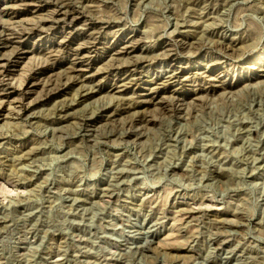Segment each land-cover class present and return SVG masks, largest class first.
Instances as JSON below:
<instances>
[{
    "label": "rangeland",
    "instance_id": "obj_1",
    "mask_svg": "<svg viewBox=\"0 0 264 264\" xmlns=\"http://www.w3.org/2000/svg\"><path fill=\"white\" fill-rule=\"evenodd\" d=\"M21 4L0 0V13L53 10ZM75 5L105 24L98 33L77 25L69 42L90 67L44 101L43 83L69 74L72 53L58 52L20 118H0V264H264V0ZM54 29L18 39L29 51L0 82L11 103L26 71L49 63L47 51L71 32ZM174 72L184 77L169 80ZM64 103L68 117L54 125Z\"/></svg>",
    "mask_w": 264,
    "mask_h": 264
},
{
    "label": "bare ground",
    "instance_id": "obj_2",
    "mask_svg": "<svg viewBox=\"0 0 264 264\" xmlns=\"http://www.w3.org/2000/svg\"><path fill=\"white\" fill-rule=\"evenodd\" d=\"M16 1V0H14ZM20 1L24 6V11L26 9H28L31 6L34 7H39V9L44 10L46 7L48 8L52 3L53 6V10L48 11L47 10V15L46 17H41V18H36L35 17H30V18H23L22 17V11L19 10L18 8H14V7H9V6H5L1 13H0V82L4 80L5 77L9 76V70H8V63L9 61L11 62H15L18 63V60L20 58H22L24 56V54H26L27 51L29 50H25V48L20 44L21 41L24 38H28L31 36H37L38 39L42 38V34L45 33L47 30H50V27L54 29V27L57 24H63L65 27H67L68 29H71V32H68L67 36H64L63 40L61 39V41L57 42V48L53 49L50 48L46 55H48V60L50 61L49 63H47L45 66H40V65H35L33 68H30L28 71H26V74L24 72V78L22 79V82H20V84L18 85V91H19V95L20 98L15 99V101H13L11 103V101L9 100V93L5 94L4 96L0 94V118L2 117H6V114H15V118H20V116L22 115L23 112V108H22V99L24 98L25 94H29L33 91V87L35 86V81L37 79H39V76L42 74H48L50 71H53V69H55L57 67L58 64H56L57 62H55V58L57 57V54H59L58 52H70L72 53V60H66V63L64 67V69L66 70V73H69L68 76L65 78L66 80L62 83H55L53 81L50 82H46L45 84L43 83L42 89H43V94L42 97H44V101L47 99H55L56 97H59V94L64 91L65 89H69L68 87H70L72 84L71 83H75V80L78 79L79 75H82V71L85 70V67L89 68L90 64L88 63L86 66H84V61L85 58L84 56H82V47H80V44L75 46V47H71L70 45V41L75 39V35H73V31L75 29H77L78 26H83L85 27L87 30L89 31H93V33H98L101 32L102 29L104 28L103 25V21L100 19L97 21V19H95L96 21L93 22L91 20H89L85 13V10L82 6H76L75 2L76 0H49L46 1V3L43 4V0L42 1H38V2H30V0H18ZM16 4V3H15ZM78 4V3H77ZM9 5V4H8ZM11 5V4H10ZM96 7V6H95ZM36 9V8H35ZM50 9V8H49ZM88 10V8H87ZM96 12V11H95ZM94 14V13H92ZM91 14V15H92ZM38 15V14H37ZM96 15V14H95ZM38 17V16H37ZM99 19V18H98ZM78 25V26H77ZM76 26V27H75ZM69 29V31H70ZM109 29V28H108ZM55 30V29H54ZM83 30V29H82ZM87 31V32H89ZM107 31V29H106ZM180 32V31H179ZM191 32V31H190ZM67 34V33H66ZM65 34V35H66ZM88 34V33H86ZM182 35V34H180ZM97 36V35H96ZM183 36V35H182ZM90 37V36H89ZM178 37V36H177ZM172 38V37H171ZM180 38V37H179ZM89 39V38H88ZM97 39V38H96ZM126 39V38H125ZM132 39V38H131ZM176 39V38H175ZM181 40V39H180ZM187 40V39H186ZM134 40H127L122 42L121 45H123V49L127 52L130 50H134L136 48V44L133 42ZM139 41V40H137ZM136 41V42H137ZM141 41V39H140ZM182 42V41H181ZM90 43V42H88ZM93 43V42H92ZM142 43V42H141ZM172 43V42H171ZM178 43V42H177ZM183 43L180 44H176V46L180 47L183 46ZM188 44V43H187ZM141 45V44H140ZM92 47H95V45H92ZM167 47V46H166ZM173 47V46H172ZM188 47V46H187ZM186 47V48H187ZM10 50V48L12 49L11 52H9V54L7 55L6 51ZM174 48V47H173ZM223 48V47H222ZM14 49V50H13ZM89 49V48H88ZM121 49V47H120ZM40 50V49H39ZM158 50V49H157ZM170 50V49H169ZM196 50V49H195ZM92 51V50H91ZM117 51V50H116ZM161 51V50H160ZM172 51V50H171ZM174 51V50H173ZM226 51V50H225ZM38 52V51H37ZM98 52V51H97ZM118 52V51H117ZM120 52V50H119ZM153 52V51H152ZM88 53V52H87ZM90 53V51H89ZM124 54V53H123ZM134 54V53H133ZM162 54V53H161ZM89 55V54H88ZM132 55V54H131ZM68 56V55H67ZM96 56V55H95ZM126 56V55H125ZM133 56V55H132ZM158 56V54H157ZM168 57H172V55L170 53H167ZM128 57V56H127ZM40 59V57H38ZM70 58V57H69ZM70 58V59H71ZM133 58V57H131ZM45 59V58H44ZM158 59V58H157ZM43 60V59H42ZM54 60V61H53ZM53 61V62H52ZM151 61V60H150ZM87 62V61H86ZM91 62V61H90ZM116 62V61H115ZM142 62V59L137 58L133 61H131L129 63V65L127 66V68H137L139 66V64ZM39 64V63H38ZM177 65V64H176ZM31 66V65H30ZM255 66V65H254ZM126 67V66H125ZM144 67V66H143ZM115 68V67H114ZM58 69V68H57ZM60 69H63V65L61 64ZM139 70V69H138ZM184 70V69H183ZM182 70V71H183ZM176 71V69H175ZM63 72V70H62ZM112 72V71H111ZM119 72V71H118ZM114 73V72H113ZM131 73V72H130ZM167 73V72H166ZM172 73V72H171ZM208 74V73H206ZM110 75V74H109ZM167 75V74H166ZM135 76V75H134ZM210 76V75H209ZM212 76V75H211ZM210 76V77H211ZM12 77V76H11ZM115 77V76H114ZM184 77V73L180 72V73H175L169 77V80H179L180 78ZM209 77V78H210ZM45 78V77H44ZM43 78V80H44ZM81 78V77H79ZM125 79V78H124ZM136 79V78H135ZM164 79V78H163ZM90 80V79H88ZM172 80V81H173ZM255 80V79H254ZM127 81V80H126ZM131 81V80H130ZM141 81V80H140ZM152 81V80H151ZM4 82V81H3ZM11 82V81H10ZM71 82V83H70ZM124 82V81H123ZM139 82V81H138ZM137 82V83H138ZM168 82V81H166ZM171 82V81H170ZM169 82V83H170ZM127 83V82H126ZM158 83V82H157ZM221 83V82H220ZM135 84V83H134ZM161 84V83H160ZM165 84V82H164ZM167 84V83H166ZM45 85V86H44ZM117 85V84H116ZM131 85V84H130ZM136 85V84H135ZM141 85V84H140ZM162 85V84H161ZM168 85V84H167ZM158 86V85H157ZM213 86V85H212ZM112 87V86H111ZM124 87V86H123ZM225 87V86H224ZM71 88V87H70ZM97 88V87H96ZM102 88V87H101ZM112 89V88H111ZM119 89V88H118ZM153 96L154 94L157 93V88L154 87L153 88ZM222 89V88H221ZM178 90V89H177ZM214 90V89H213ZM87 91V90H86ZM160 91V90H159ZM84 92V90L82 91ZM5 93V92H4ZM135 93V92H134ZM90 93H83L81 95H79V97L81 96L80 99H84L85 97H87ZM114 94V93H113ZM159 94V93H158ZM212 94V93H211ZM93 95V94H92ZM118 95V94H117ZM209 95V94H208ZM91 96V95H90ZM152 97V96H151ZM178 97V96H177ZM180 98V96H179ZM182 98V97H181ZM58 99V98H57ZM132 99V98H131ZM142 99V98H141ZM137 100V99H136ZM150 100V99H149ZM162 100V99H161ZM74 101V100H73ZM79 101V100H78ZM167 101V100H166ZM76 102V101H75ZM108 102V100H107ZM125 102V101H124ZM123 102V103H124ZM129 102V101H128ZM134 102V99H133ZM140 102V101H139ZM149 102V101H147ZM146 102V103H147ZM164 102V101H163ZM177 102V101H176ZM180 102V101H178ZM103 103V102H102ZM106 103V102H105ZM135 103V102H134ZM162 103V102H161ZM167 103V102H166ZM171 103V101H170ZM182 103V102H181ZM13 104V105H12ZM65 104V103H64ZM74 104V103H73ZM185 104H187L185 102ZM12 105V106H11ZM72 105V104H71ZM71 105L65 104L63 106H61V109L57 115V117L53 120V124H59L61 121L63 122L67 117L68 114L66 113L67 110L70 108ZM118 105V104H117ZM121 107H123V104L121 103ZM128 105V104H127ZM127 105H124L127 106ZM176 106V104H174ZM141 106V105H140ZM138 105L137 109H139L140 107ZM168 106V105H167ZM174 106V107H175ZM100 107V106H99ZM135 105L133 106H127L125 108H123L125 111H129L130 108L135 109ZM159 107V105H158ZM171 107V106H170ZM118 108H120L118 106ZM161 108V107H160ZM169 108V106H168ZM58 109V108H56ZM91 109V108H90ZM94 109V108H93ZM120 109L118 110L119 113L121 112ZM178 109V108H177ZM74 110V109H72ZM92 110V109H91ZM110 110V109H109ZM116 110V109H115ZM185 110V109H183ZM117 111V112H118ZM131 111V110H130ZM138 111V110H137ZM140 111V110H139ZM177 111V110H176ZM181 111V110H180ZM99 112V111H98ZM115 112V111H114ZM166 112V111H165ZM170 112V111H169ZM56 113V112H55ZM56 113V114H57ZM69 113V112H68ZM77 113V112H76ZM79 113V112H78ZM173 113V112H172ZM183 113V112H182ZM67 114V115H66ZM75 114V113H74ZM99 114V113H98ZM106 114V113H105ZM114 114V113H113ZM118 114V113H117ZM167 114V113H166ZM179 114V113H178ZM102 115V114H101ZM107 115V114H106ZM112 115V114H111ZM127 115V114H126ZM129 115V113H128ZM133 115V114H132ZM152 115V114H151ZM108 116V115H107ZM106 116V118H107ZM140 116V115H139ZM184 116V115H183ZM79 117V116H78ZM88 117V116H87ZM131 117V116H129ZM153 117V116H152ZM109 118L112 119L109 115ZM114 118V117H113ZM127 118V117H126ZM148 118H151L150 116ZM148 118H143L141 117L140 120L137 119V123H141L142 121H144L145 123H147L149 120ZM177 118V117H176ZM128 119V118H127ZM116 120V119H115ZM136 120V119H135ZM134 119L131 120V122H129L127 124V127L129 126L130 128L133 127L134 125H137L136 121ZM154 120V119H153ZM51 121V120H50ZM73 121V120H72ZM93 121V120H92ZM101 121V120H100ZM108 121H112V120H108ZM125 121V120H124ZM128 121V120H127ZM126 121V122H127ZM102 122V121H101ZM121 123V121H120ZM136 123V124H135ZM149 123V122H148ZM153 123V122H152ZM82 124V123H81ZM61 125V124H60ZM87 125V124H86ZM120 125V124H119ZM141 125V124H140ZM59 126V125H58ZM62 126V125H61ZM139 126V124H138ZM137 126V127H138ZM150 126V125H148ZM87 127V126H86ZM89 127V126H88ZM122 127V126H120ZM125 127V128H127ZM95 130V129H94ZM139 130V129H138ZM142 130V129H141ZM146 131V130H145ZM86 132V131H85ZM134 133V132H133ZM130 136V134H128ZM144 135V133H143ZM141 136V135H140ZM123 137V136H122ZM132 137V136H131ZM134 137V136H133ZM143 138V136H142ZM120 139V138H119ZM129 140V139H128ZM137 140V139H136ZM122 141V140H121ZM26 148V147H25ZM19 149V148H18ZM23 150V149H22ZM24 151V150H23ZM19 152V151H18ZM4 157V156H3ZM105 192V191H104ZM210 204V203H209ZM211 205V204H210ZM203 208V207H202ZM181 209V208H180ZM196 213V212H195ZM190 214V213H189ZM220 226V225H219ZM218 235V234H217ZM223 239V238H222ZM143 249V248H142Z\"/></svg>",
    "mask_w": 264,
    "mask_h": 264
}]
</instances>
